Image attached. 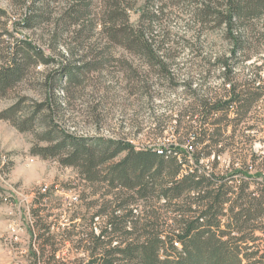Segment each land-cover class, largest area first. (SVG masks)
I'll use <instances>...</instances> for the list:
<instances>
[{"label":"rangeland","instance_id":"obj_1","mask_svg":"<svg viewBox=\"0 0 264 264\" xmlns=\"http://www.w3.org/2000/svg\"><path fill=\"white\" fill-rule=\"evenodd\" d=\"M210 1L215 0H89L86 18L74 24L69 16L80 9V0H0V65L17 49L25 51L26 44L54 61L31 64L24 80L0 99V264L87 260L86 245L79 242L91 231L89 221L100 205L112 199L86 185L76 168L62 164L61 155H42L43 148L61 142L63 133L123 140L138 150L169 149L177 142L175 112L191 102L182 89L160 79L159 70L146 65L142 56L120 47L116 42L122 39L109 36V9L120 4L118 26L126 27L129 16L128 27H142L149 42L168 50L171 68L185 76H208V86L218 90L223 82L219 72L208 74L210 63L192 60L183 50L188 42L196 43V51L205 52L201 59L228 50L225 27L213 18L198 23L194 15ZM245 26L238 33L241 42L252 43V57L235 65V82L243 89L259 69V84L264 86V18ZM65 66L82 69L70 77L63 73ZM253 112L244 126L256 125L257 131L244 133L252 136L253 150L264 155V97ZM230 162L223 156L220 168ZM95 223L99 233L104 219ZM259 236L264 249V234Z\"/></svg>","mask_w":264,"mask_h":264},{"label":"trees","instance_id":"obj_2","mask_svg":"<svg viewBox=\"0 0 264 264\" xmlns=\"http://www.w3.org/2000/svg\"><path fill=\"white\" fill-rule=\"evenodd\" d=\"M80 2V9L69 16L74 24L89 11V0ZM203 5L194 13L197 22L213 18L225 27L228 50L202 59L205 52L196 51V43L188 42L183 50L192 60L210 63L214 68L208 74L219 72L217 78L223 82L218 90L208 86V76H185L171 68L168 50L149 42L142 27L137 31L128 27L129 16L126 27L118 26L120 4L109 9L105 22L109 36L123 40L116 42L120 47L142 56L146 65L159 70L160 79L172 89H182L191 102L177 111L179 115L175 112L176 144L138 150L123 140L63 133L60 143L42 149L44 157L61 155L62 164L76 168L86 185L112 199L100 205L89 221L91 231L79 242L86 245L83 264H264L259 245V234H264V155L253 150L252 136L244 133L257 131L256 125L244 126V120L264 97L258 79L262 69L245 89L235 82L237 61L252 57V43L241 42L238 31L264 18V0H215ZM145 18L142 12L141 20ZM40 63L54 61L31 44L13 52L7 64L0 65V99L24 80L31 64ZM78 69L82 68L65 66L63 73L73 77ZM15 110L7 111L6 117ZM225 155L231 162L221 169ZM96 218L104 219L99 233Z\"/></svg>","mask_w":264,"mask_h":264}]
</instances>
